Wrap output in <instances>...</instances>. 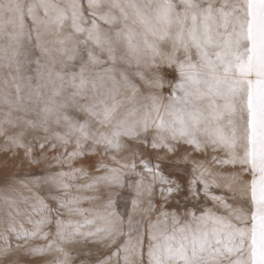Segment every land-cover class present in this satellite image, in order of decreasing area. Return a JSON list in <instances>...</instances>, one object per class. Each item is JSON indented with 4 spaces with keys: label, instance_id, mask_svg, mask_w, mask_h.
I'll return each mask as SVG.
<instances>
[{
    "label": "snow or ice",
    "instance_id": "1",
    "mask_svg": "<svg viewBox=\"0 0 264 264\" xmlns=\"http://www.w3.org/2000/svg\"><path fill=\"white\" fill-rule=\"evenodd\" d=\"M0 154V264H264V0H0Z\"/></svg>",
    "mask_w": 264,
    "mask_h": 264
},
{
    "label": "rangeland",
    "instance_id": "2",
    "mask_svg": "<svg viewBox=\"0 0 264 264\" xmlns=\"http://www.w3.org/2000/svg\"><path fill=\"white\" fill-rule=\"evenodd\" d=\"M0 160H2V154H0ZM225 171H228V169H225Z\"/></svg>",
    "mask_w": 264,
    "mask_h": 264
}]
</instances>
